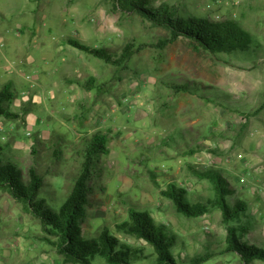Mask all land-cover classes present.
I'll return each instance as SVG.
<instances>
[{"label":"rangeland","instance_id":"374dc122","mask_svg":"<svg viewBox=\"0 0 264 264\" xmlns=\"http://www.w3.org/2000/svg\"><path fill=\"white\" fill-rule=\"evenodd\" d=\"M153 2L185 18L236 21L258 49L252 56L214 55L180 38L162 50L158 44L170 36L167 30L118 11L109 0H0V89L14 81L11 109L20 115L0 120L15 124L0 134L3 159L16 161L26 179L33 167L41 174L50 170L45 195L59 207L81 169L86 140L106 134L109 153L98 160L91 182L86 238L108 229L146 248L148 259L137 264H156L149 245L118 229L136 209L175 235L177 264L207 253L216 256L203 264H243L225 253L220 209L189 219L162 191L175 184L191 202L207 203L215 190L194 170L219 171L234 191L228 204L247 205L239 215V225L248 228L245 239L264 246V0ZM70 39L109 49L114 59L127 45L136 52L117 66L75 48ZM91 79L92 90L85 87ZM31 112L37 123L29 124ZM43 237L39 220L0 190V264H65Z\"/></svg>","mask_w":264,"mask_h":264},{"label":"trees","instance_id":"16d2710c","mask_svg":"<svg viewBox=\"0 0 264 264\" xmlns=\"http://www.w3.org/2000/svg\"><path fill=\"white\" fill-rule=\"evenodd\" d=\"M109 1L118 11L139 15L155 27L167 30L170 36L158 44L162 50L180 38L190 40L195 50L214 55L252 56L258 49L252 34L236 21L215 22L196 16L185 18L167 4L155 7L153 0ZM68 42L95 58L117 66L129 62L136 52L133 45H127L118 59H114L109 49L89 47L72 39ZM93 83L94 80L91 79L85 87L91 89ZM180 89L190 91L187 86ZM14 99L13 84L9 82L0 89V120L19 119L20 115L11 109ZM107 144L108 136L102 133H96L86 140L80 153L83 159L81 169L70 193L59 207L54 206L52 200L45 195V179L51 175L50 170L41 174L33 167L29 170V179H26L16 161H4L5 149L0 146V190L22 203L25 209L39 220L44 232L42 241L53 246L64 258L65 264H95L97 260L104 261L105 264H137L148 259L146 248L123 242L108 229H104L98 238H86L84 235L83 224L88 215L91 182L97 170L98 160L102 155L109 153ZM196 152L191 153L193 155ZM194 172L200 179L208 180L213 185L214 199L207 203H193L189 200L187 190L175 184L162 191V195L173 202L181 216L189 219L200 218L214 209H220L223 222L227 226L228 246L225 253L239 256L243 264L264 262V246L246 240L248 228L239 225V215L246 211L247 205L240 202L231 207L228 204L227 197L234 194V191L219 171L210 169ZM118 229L149 245L153 250V257L156 258V264H177L173 254L177 242L175 235L170 234L165 226L157 224L150 213L130 209L129 220L118 225ZM215 256L216 254L208 253L197 256L190 264H203Z\"/></svg>","mask_w":264,"mask_h":264},{"label":"crops","instance_id":"0c3cea01","mask_svg":"<svg viewBox=\"0 0 264 264\" xmlns=\"http://www.w3.org/2000/svg\"><path fill=\"white\" fill-rule=\"evenodd\" d=\"M4 45V44H3ZM9 82H11L12 84H13V88H14V85H15V83H14V81L13 80H10ZM9 82H6L5 84H7V83H9ZM4 84V85H5ZM33 85V84H32ZM31 85V86H32ZM69 85V84H68ZM71 86V85H70ZM72 88H73V86H71ZM74 89V88H73ZM26 92H24L23 93V96H26ZM64 95H65V93H64ZM28 122H29V124H33V123H37V121H36V119L32 116V112L31 113H29V115H28ZM9 125H10V131H14V128H15V124H13V123H9ZM9 125H3L1 122H0V134L1 135H3V136H5V134H6V132H7V129H6V127L7 126H9ZM32 134V133H31ZM26 136L27 137H31V136H29L28 135V133L26 134ZM19 143H23V142H21V141H19Z\"/></svg>","mask_w":264,"mask_h":264},{"label":"built area","instance_id":"2783aa9c","mask_svg":"<svg viewBox=\"0 0 264 264\" xmlns=\"http://www.w3.org/2000/svg\"><path fill=\"white\" fill-rule=\"evenodd\" d=\"M222 1V0H219ZM31 87H35V85L33 84ZM28 135L31 136L32 134L30 132H28ZM243 181H245V179L243 178Z\"/></svg>","mask_w":264,"mask_h":264}]
</instances>
